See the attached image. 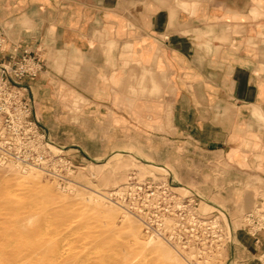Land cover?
I'll return each mask as SVG.
<instances>
[{
  "label": "crops",
  "instance_id": "1",
  "mask_svg": "<svg viewBox=\"0 0 264 264\" xmlns=\"http://www.w3.org/2000/svg\"><path fill=\"white\" fill-rule=\"evenodd\" d=\"M8 3L17 6L1 54L9 59L32 44L44 55L46 69L27 82L54 144L104 157L144 120L164 133L165 149L198 151L196 179L225 166L227 180L238 174L264 188V0ZM90 117L105 133L99 140L86 136ZM172 156L166 162L186 180L189 156Z\"/></svg>",
  "mask_w": 264,
  "mask_h": 264
},
{
  "label": "rangeland",
  "instance_id": "2",
  "mask_svg": "<svg viewBox=\"0 0 264 264\" xmlns=\"http://www.w3.org/2000/svg\"><path fill=\"white\" fill-rule=\"evenodd\" d=\"M16 6L8 0H0V34L7 42L4 24L8 20L6 17L16 12ZM36 10V7H29L28 12L34 14ZM1 51L0 64L8 60H3ZM39 55L45 65L44 55ZM63 91L66 95V90ZM90 119L93 122L87 125L90 132H86V136L92 133L99 140L105 133L98 130L94 122L97 117ZM114 134L107 133L112 142ZM163 134L149 131L143 120L135 131L124 134V142L128 144L114 148L104 157H88L82 149L60 147L50 139L49 148L64 157L52 172L39 168L27 170L12 162V165L0 163V250L4 253L0 251V264H260L262 251L256 248L253 237L244 227V218L260 199L264 201V188L237 177L238 174L234 180H227L225 166L212 173L201 171L196 179L198 151L194 148L165 149ZM91 142L97 143V139ZM170 152L174 159H179L175 155L189 156L183 168L186 180L180 179L174 165L166 162ZM210 176L216 179L211 180ZM165 181L171 183L176 196L184 197L185 203L190 204L184 210V220L181 218L184 214L179 217L178 213L167 214L162 228L166 235L161 236L147 231V222L155 213L152 206L149 213L135 211L133 186L143 185L146 189L148 184H156L163 190L161 183ZM213 182L220 188L209 190ZM228 182L229 190H226ZM44 187H50V191H44ZM138 200L146 210L147 199ZM160 203V207L166 204L163 200ZM154 204L159 205L157 201ZM195 211V217L197 215L202 222L201 229V222L194 221ZM130 220L138 229L135 234L140 235L132 234L128 227ZM213 220L222 226L218 246L212 240L211 232L215 229H211L210 222ZM178 221L186 222V233L175 234L169 239V232H178ZM197 234L202 240L197 239ZM149 238L154 239L155 244L145 248ZM244 240L252 246L251 252L242 245ZM159 244L162 248H157Z\"/></svg>",
  "mask_w": 264,
  "mask_h": 264
},
{
  "label": "built area",
  "instance_id": "3",
  "mask_svg": "<svg viewBox=\"0 0 264 264\" xmlns=\"http://www.w3.org/2000/svg\"><path fill=\"white\" fill-rule=\"evenodd\" d=\"M5 43L6 37L0 34V50ZM44 69L45 65L40 55L26 48L21 53H12L8 60L0 64V163L2 164L12 162L25 169L39 168L52 172L55 166L64 159L63 156H59L49 148L48 145H51L52 142H50L48 130L34 115L35 106L30 96V86L27 81L37 77ZM161 184L163 190H160L156 184H148L146 189L143 185H134V189H132L136 194L134 195L135 211L137 213L148 211L149 213L152 206V211L155 212L154 216L152 215L153 218L147 222V231L150 234L162 236L166 235L162 228L164 222L166 223L167 214L178 213L177 216L179 217L184 214V210L190 203H185L184 197L176 196L172 191L171 183L168 181ZM191 192L195 196L196 193ZM140 198L147 199L146 210L139 204L138 199ZM173 199L175 201L170 202ZM159 200H163L166 204L160 207L161 201ZM156 201L159 205L154 204ZM155 206L162 209L161 212L157 211ZM195 214L196 211L193 215L194 221L199 222L200 220L196 218L197 215L195 217ZM245 216L244 227L253 237L256 248L262 251L259 261L260 264H264V201L261 200ZM181 218L184 220L186 215L184 214ZM184 222L178 221L176 226L179 230L178 232H169L167 235L169 239H173L176 235L179 236V233H186L187 224ZM203 223L206 224L208 221H203ZM210 223L211 229L213 231L215 229L214 232H211L213 233L212 240L218 246V240L222 238V231L220 232L219 228L222 226L219 225V221L213 220ZM195 226L199 225L195 224ZM201 228H203L202 222L199 229ZM197 239L202 240V237L197 234ZM229 241H231L230 238Z\"/></svg>",
  "mask_w": 264,
  "mask_h": 264
},
{
  "label": "bare ground",
  "instance_id": "4",
  "mask_svg": "<svg viewBox=\"0 0 264 264\" xmlns=\"http://www.w3.org/2000/svg\"><path fill=\"white\" fill-rule=\"evenodd\" d=\"M122 151H123V150H122ZM119 152H120V151H119ZM124 153H125V152H124ZM134 154H135V153H134ZM118 155H119V154H118ZM124 155H125V154H124ZM132 156H133V155H132ZM118 157H120V156H118ZM133 157H135V156H133ZM136 157H137V156H136ZM138 158H139V157H138ZM110 161H111V159H110ZM114 161H115V160H114ZM10 164H11V163H10ZM14 164H15V163H14ZM11 165H12V164H11ZM16 165H17V164H16ZM16 165H15V166H16ZM8 166H9V165H8ZM15 166H14V167H15ZM10 167H11V166H10ZM12 169H14V168L12 167ZM27 170H28V169H27ZM35 173H36V172H35ZM27 175H28V174H27ZM27 175H26V177H27ZM22 176H23V175H22ZM35 176H36V175H35ZM25 179H26V178H25ZM49 184H50V183H49ZM43 190H44V191H50V187H44ZM95 198H96V197H95ZM89 199H90V197H89ZM93 199H94V198H93ZM93 199H92V200H93ZM96 199H97V198H96ZM94 200H95V199H94ZM95 208H96V207H95ZM124 217H125V216H124ZM0 221H1V220H0ZM4 221H5V220H4ZM2 223H3V222H2ZM21 227H22V226H21ZM128 227H130V230H131V232H133V233H132L133 235H135V236L140 235V234H138V232H137V234H135V232L138 231V229L136 228V226L134 225V223H133L131 220L128 222ZM139 227H140V226H139ZM139 232H140V231H139ZM8 237H9V236H8ZM138 238H139V237H138ZM138 238H137V240H139ZM149 239H150V238H149ZM142 241H143V240H141V242H142ZM139 243H140V242H138V244H139ZM9 244H10V243H9ZM153 244H155V240H154V239H150L149 241H147V244L145 245V248H149V247L152 246ZM162 245H164V243H162L161 246H162ZM165 245H166V244H165ZM161 246H160V244H159V245L157 246V248H158V247H161ZM9 248H10V247H9ZM161 248H162V247H161ZM0 251H1V250H0ZM23 251H24V250H23ZM1 252H2V251H1ZM2 253H3V252H2ZM168 253H170V252H168ZM3 254H4V253H3ZM0 255H2V254H0ZM17 255H18V254H17ZM163 255H166V254H163ZM23 257H24V256H23ZM2 260H3V259H2ZM2 260H1V261H2ZM30 261H31V260H30ZM18 264H19V263H18Z\"/></svg>",
  "mask_w": 264,
  "mask_h": 264
}]
</instances>
